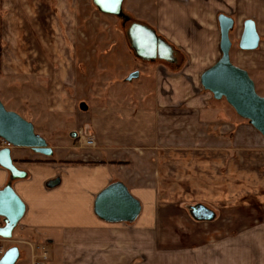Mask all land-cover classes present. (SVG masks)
<instances>
[{
    "label": "rangeland",
    "instance_id": "374dc122",
    "mask_svg": "<svg viewBox=\"0 0 264 264\" xmlns=\"http://www.w3.org/2000/svg\"><path fill=\"white\" fill-rule=\"evenodd\" d=\"M218 1L228 4V13L241 2ZM162 3L125 0L122 15L114 16L102 13L94 0H0V103L20 112L50 147L57 148L55 161H80L88 155L104 160L97 136L87 133L93 128L99 134L133 127V117L145 113L162 130L158 140L151 137L148 146L115 151L124 159L138 156L140 185L149 181L159 196L153 206L162 240L155 247L140 248L138 264H214L216 245L221 255L227 240L243 239L252 241L250 256L257 261L253 242L264 239V138L225 99L215 100L201 85L202 73L220 59L221 51L205 65L192 63L187 53L200 51V37L210 39L209 50L211 43L215 48L222 6L217 14L207 5L206 18L205 11L198 12V18L188 16L200 37L175 47L179 61L171 65L164 59L138 57L130 36L135 24L162 29ZM200 19L207 22L199 24ZM240 29L236 25L231 34V61L249 68L257 93L264 96V59L239 50ZM174 33L193 37L180 28ZM179 64L182 71L176 69ZM136 71L140 76L129 80ZM83 102L88 112L81 110ZM209 122L216 137L206 135ZM179 132L186 134V147H179ZM196 133L204 136L195 139ZM79 135L95 137L96 147L84 146ZM137 141L133 137L132 143ZM166 194L172 199L163 198ZM199 205L214 210L217 220L195 221L189 207ZM32 239L38 240L19 223L12 241L5 243L7 249L18 248L21 258L16 264H31L30 249L18 241ZM58 240L61 243L60 235ZM40 241L48 251V264H63L62 247ZM102 253L100 248L66 249V258L85 264L102 260Z\"/></svg>",
    "mask_w": 264,
    "mask_h": 264
},
{
    "label": "crops",
    "instance_id": "0c3cea01",
    "mask_svg": "<svg viewBox=\"0 0 264 264\" xmlns=\"http://www.w3.org/2000/svg\"><path fill=\"white\" fill-rule=\"evenodd\" d=\"M161 1L163 2L162 14L164 19H161L159 22L162 25V29L155 28L153 30L175 49L176 53L174 56L177 60V50L179 49L176 48L182 46L184 43L189 45L191 42L197 41L196 37H200V34L197 33L196 24H190L189 22L191 20L188 16L191 15L192 17L198 18V12L203 13L205 11L203 16L206 18L210 15L207 5L216 8L215 11L217 14L220 6H222L221 10L223 12L220 14L234 18L237 26L239 25L241 27L239 36L243 31L244 22L249 19L254 20L261 42L259 49L253 52L260 59H264V0H239L241 2L238 3V7L231 11L232 14L231 12L228 13V9L230 10L228 4L222 3L220 5L218 0H180L181 4L173 0ZM225 1H227L226 3L230 2V0ZM162 14L159 10L160 18H162ZM183 19L184 21H182ZM205 21L207 22L206 19H200L198 23L205 24ZM179 28L181 32L186 30L189 33L191 32L193 37L175 35L174 31ZM213 39L216 40L214 49H212L213 43L210 44L211 50L207 47L210 39L205 37L202 40L200 37L198 40L201 42L200 51L187 50V53L191 56L192 63L199 60L201 64L205 65L217 58V52L220 50V38L218 35H215ZM213 39L211 38V41ZM156 60L161 59L158 58L150 61ZM216 62L212 63L210 67ZM168 63L171 65L178 64V62ZM235 65L240 66L239 64ZM176 67H178L176 68L178 69L177 71H182L180 64ZM242 68L248 69L249 71L248 67ZM4 105L7 107L6 104ZM7 110L14 111L22 116L15 109H9L7 107ZM81 110L83 112L89 111V107L85 102L81 103ZM128 118L132 120V114H128ZM100 120L102 121V118ZM209 123L211 126L208 129V133L211 135H208V133L206 135L216 137L217 130L213 131V123ZM131 124H133V127L129 125V127L120 129V131L119 129L111 131L105 130L103 133L100 131L97 134L95 128H93V133H87L88 135L94 134L97 136L98 150L101 156H105L104 160L97 157V155L95 157L88 155L80 160L82 164L60 163V161L76 162L75 159L69 157H65L64 159L58 158L56 163H49L47 161H55L56 155H58V150L54 146L51 147L53 149V155L51 157L36 153L28 148H12V159L16 167L26 173V177L23 179H13L11 174L0 166V189L11 184L26 205V213L20 222L21 228L27 229L30 234L38 239H32L29 242L42 244L40 240H46L50 243H58L63 249V264H73L71 259L66 258V249L75 248H100L103 250L102 260L86 262L85 264H138L140 248L148 249L150 246L155 247L160 244V240H162L160 235L161 230L157 226L153 206V201L159 199V196L154 191L153 186L149 187L147 185L149 181L140 185L141 179L139 178L141 177L139 176V172H137L138 166L135 165V159L138 156L124 159L123 153L116 156L115 151L123 149L129 150L131 148L139 149L145 143L148 146L151 137L158 140L161 129L156 128L154 121H150L145 113H139L136 117L134 116ZM207 124L205 123V125ZM238 130L239 128H235V136ZM35 132L42 137L36 128ZM77 135V133H73L72 137L76 138ZM178 135L181 138L179 140V147H186V134L179 132ZM196 136L203 137L204 135L202 133H196L194 134L195 139ZM129 137L131 140L128 139ZM133 137H137V143H132ZM26 160L31 162H24ZM97 162H102L103 164H95ZM116 182L124 183L131 194L142 203V213L134 223H108L95 215L94 205L96 198L109 185ZM166 195L163 198L167 197L172 199L171 196ZM199 206L207 208L204 205ZM193 208L195 207H189L192 218L198 222L204 221V219L199 220L194 217ZM208 210L212 213L210 221L215 222L217 220L216 212L212 209ZM59 235L61 236V243L58 240ZM163 238H166V236ZM253 244H257L258 248L257 261L256 259L252 260L250 256L252 241L243 239L240 241L227 240L223 246V248H226V251L222 252L221 255L218 251V245H216V249L214 248L213 250L216 256L211 259V262L214 264H264L263 237H260ZM20 258L21 254L19 256ZM163 263L166 264L165 261ZM178 263L179 261L174 262V264Z\"/></svg>",
    "mask_w": 264,
    "mask_h": 264
},
{
    "label": "water",
    "instance_id": "95a60500",
    "mask_svg": "<svg viewBox=\"0 0 264 264\" xmlns=\"http://www.w3.org/2000/svg\"><path fill=\"white\" fill-rule=\"evenodd\" d=\"M125 0H94L98 9L108 15H122ZM220 29V59L201 75L202 87L210 92L215 100L225 99L236 113L251 125L264 138V96L256 91V84L248 71L231 61L233 42L231 33L235 28V20L225 14L218 16ZM137 32V34H136ZM133 49L142 58L147 55L152 60L165 59L164 53L171 56L172 46L147 26L135 24L130 32ZM143 38V39H142ZM261 38L254 20H246L239 40V49L244 52L257 51ZM149 59V58H148ZM140 73H132L129 80L138 78ZM0 139L12 145V148H28L44 156L51 157L53 149L47 141L36 134L34 125L14 111L6 109L0 103ZM12 148L0 149V166L8 171L13 179L26 177L12 159ZM196 219H210L212 213L205 207L192 209ZM95 215L108 223H134L142 213V203L135 198L122 182L109 185L96 198ZM26 213V205L11 184L0 189V217L3 226L0 236L12 239ZM20 256L17 247L11 248L2 259L1 264H16Z\"/></svg>",
    "mask_w": 264,
    "mask_h": 264
},
{
    "label": "built area",
    "instance_id": "2783aa9c",
    "mask_svg": "<svg viewBox=\"0 0 264 264\" xmlns=\"http://www.w3.org/2000/svg\"><path fill=\"white\" fill-rule=\"evenodd\" d=\"M79 138L84 146L88 147H96V139L95 137H84L83 135H79ZM12 148V145L7 141L0 139V149L2 148ZM3 219L0 217V227L3 226ZM12 241V239H5L0 236V264L2 259L5 257L6 253L14 248L10 247L7 249L5 247V243ZM19 244L26 245L30 249L31 253V264H48L49 262V254L46 247L43 244H34L29 241H18Z\"/></svg>",
    "mask_w": 264,
    "mask_h": 264
},
{
    "label": "flooded vegetation",
    "instance_id": "af4514ba",
    "mask_svg": "<svg viewBox=\"0 0 264 264\" xmlns=\"http://www.w3.org/2000/svg\"><path fill=\"white\" fill-rule=\"evenodd\" d=\"M234 19V18H233ZM235 20V19H234ZM236 21H235V28H236ZM243 27H244V24H243ZM235 28H234V30H235ZM233 30V31H234ZM155 31V30H154ZM156 32V31H155ZM136 34H137V32H136ZM232 34V33H231ZM242 34V33H241ZM158 35V34H157ZM241 36V35H240ZM240 36H239V40H240ZM158 37H160V38H162L161 36H159L158 35ZM143 39V38H142ZM163 39V38H162ZM165 40V39H164ZM168 43V42H167ZM169 44V43H168ZM170 45V44H169ZM238 47H239V41H238ZM172 49H173V53H172V55L171 56H168V55H166L165 53H164V57H165V59L164 60H166L167 62H171V63H177L178 62V60H177V58L174 56L175 55V49L172 47ZM240 50V49H239ZM241 52H244V51H242V50H240ZM147 55V58H149L150 60H152L151 58H150V54H149V56H148V54H146ZM238 66V65H237ZM240 67V66H239ZM240 68H242V67H240ZM242 69H244V70H246V71H248V69H245V68H242ZM249 72V71H248ZM250 74V73H249Z\"/></svg>",
    "mask_w": 264,
    "mask_h": 264
},
{
    "label": "trees",
    "instance_id": "16d2710c",
    "mask_svg": "<svg viewBox=\"0 0 264 264\" xmlns=\"http://www.w3.org/2000/svg\"><path fill=\"white\" fill-rule=\"evenodd\" d=\"M24 162H31V161H24ZM34 162H36V161H34ZM47 162H49V163H56V161H47ZM60 163H66V164H82V162H80V161H76V162H72V161H66V162H60ZM95 164H103L102 162H97V163H95ZM112 164H115V163H112Z\"/></svg>",
    "mask_w": 264,
    "mask_h": 264
}]
</instances>
